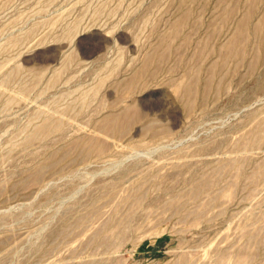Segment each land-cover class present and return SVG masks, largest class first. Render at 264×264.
Segmentation results:
<instances>
[{
	"label": "rangeland",
	"instance_id": "obj_1",
	"mask_svg": "<svg viewBox=\"0 0 264 264\" xmlns=\"http://www.w3.org/2000/svg\"><path fill=\"white\" fill-rule=\"evenodd\" d=\"M0 264H264V0H0Z\"/></svg>",
	"mask_w": 264,
	"mask_h": 264
}]
</instances>
